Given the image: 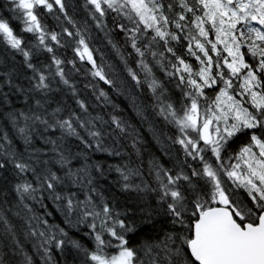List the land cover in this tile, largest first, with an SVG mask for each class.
<instances>
[{
    "label": "snow or ice",
    "instance_id": "obj_1",
    "mask_svg": "<svg viewBox=\"0 0 264 264\" xmlns=\"http://www.w3.org/2000/svg\"><path fill=\"white\" fill-rule=\"evenodd\" d=\"M0 41V264H264V0H0Z\"/></svg>",
    "mask_w": 264,
    "mask_h": 264
},
{
    "label": "trees",
    "instance_id": "obj_2",
    "mask_svg": "<svg viewBox=\"0 0 264 264\" xmlns=\"http://www.w3.org/2000/svg\"><path fill=\"white\" fill-rule=\"evenodd\" d=\"M79 2L82 4L83 0H79ZM83 18V14H81V17ZM51 22V21H49ZM98 35L100 42L97 43V47H99L101 49V51L105 52V59L108 63H112V64H116L118 61V58L115 57L114 53H112L111 51H109L108 49H105V47H100L101 45L105 44V41L103 40V36L102 33L96 34ZM4 44L2 41H0V58L3 57L4 52ZM70 55V53H69ZM19 59V57H18ZM157 75H160V73H157ZM101 87H104V85L101 84ZM107 90V89H106ZM146 93V90H145ZM110 95L113 96V100L114 102L119 105V108L123 110V116L127 119H129V121L131 123H133L134 125H136L137 127V131L140 133V138L141 140L144 142V148H143V156H142V161H143V168L144 171H147V161L148 159H150V156L148 155L149 153L159 156L160 155V145L156 143V139L154 138V134H153V129H159L160 124L158 121V118L155 117V114L152 112V109L149 107L148 110L145 113V116H147V121H140L139 117H136L135 115V111L133 110V102L131 97L129 96L128 93H125V95H117L115 93H110ZM150 95V94H147ZM139 99V104L143 101L145 103H147L145 95L141 94L138 96ZM111 109H109L110 111ZM139 121V122H138ZM165 131V133L167 134H171L169 132V130L165 127L163 129ZM106 154L104 153H96L94 155V159H105ZM132 159L134 161H136L137 163H139L140 161L136 160V157L133 155ZM108 163H116L118 162V160H114V159H108L107 161ZM58 222V221H57ZM71 235H75V230H73L72 233H70ZM28 250L31 252V248H28Z\"/></svg>",
    "mask_w": 264,
    "mask_h": 264
},
{
    "label": "rangeland",
    "instance_id": "obj_3",
    "mask_svg": "<svg viewBox=\"0 0 264 264\" xmlns=\"http://www.w3.org/2000/svg\"><path fill=\"white\" fill-rule=\"evenodd\" d=\"M105 43H106V42H105ZM100 47H104V44L101 45ZM109 51H110V50H109ZM132 95H136V93L134 92V93H132ZM136 104H137V105H140V104H141V103L139 104V99H138V97H137V99H136ZM145 113H146V112H145ZM145 113H144V115H145Z\"/></svg>",
    "mask_w": 264,
    "mask_h": 264
}]
</instances>
